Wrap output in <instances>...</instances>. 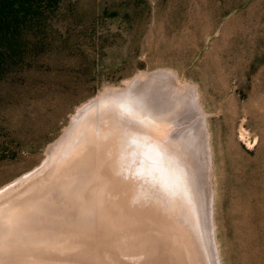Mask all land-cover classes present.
<instances>
[{
    "label": "rangeland",
    "instance_id": "1",
    "mask_svg": "<svg viewBox=\"0 0 264 264\" xmlns=\"http://www.w3.org/2000/svg\"><path fill=\"white\" fill-rule=\"evenodd\" d=\"M5 51L0 190L45 162L83 104L140 73L168 70L176 79L166 85L176 99L186 101L185 83L194 90L201 109L194 127L205 117L218 264H264V0H64L59 10L25 27ZM181 124L188 133L185 120ZM53 163L0 193L1 264H166L160 239L145 241L146 247L133 239L165 224L154 222L146 209L152 186L134 184L130 205L109 192L106 204L95 193L92 201L82 186L90 179L86 172L68 177L61 170L72 162Z\"/></svg>",
    "mask_w": 264,
    "mask_h": 264
},
{
    "label": "bare ground",
    "instance_id": "2",
    "mask_svg": "<svg viewBox=\"0 0 264 264\" xmlns=\"http://www.w3.org/2000/svg\"><path fill=\"white\" fill-rule=\"evenodd\" d=\"M170 77L175 81L176 78L174 74L168 70H159L148 74L140 73L126 81L123 87L107 88L103 90L96 97L76 110L65 132L49 147L45 162L35 169V171L26 174L2 188L0 193L14 188L23 180L39 172L44 166L46 167L57 161V159L63 160L65 164L72 162L70 164L71 167L68 169L62 168L61 170V172L65 170L67 176H72L76 170H80L79 173L81 171L87 173L90 179L87 183H85V179L84 185H82L84 188H82L86 190L88 197L91 196L92 201L93 194L95 193L94 195L100 199L102 198L99 201H104L103 203H105V197L109 192L110 196H113L112 198H120L117 202L130 205V202H133V199L136 198V196L134 197V186L137 185L136 183L138 182L143 183L142 181H145L147 187L148 185L153 187V189L150 190L151 192L149 191L150 188H147L148 193H146V195H148L150 204L146 209L152 214L154 222L163 220L167 226L165 224L162 226V223L159 224V226H157V224V229L154 230L152 228L154 234H152L149 229L144 228L146 232L149 233L142 236L141 240H139L140 237L137 238V236H133L135 242L140 241L141 247H146L145 241H148L147 245H149L151 238L156 239L157 237V239H160L159 241L154 240L158 242L157 246L160 244L158 247L161 249V254L165 256L163 260L167 261L166 264H218L211 226V197L208 191L209 185H207L211 180L210 170L212 164H210V162L213 161V155L211 145L207 144L208 136H206L205 117L203 115V118L199 119L197 125L194 127L192 122V119L196 118L194 114L197 112L201 113V109L194 96V90L192 86L185 83L184 88L190 91L189 95L185 98L186 101L184 99H176L178 96L171 94L172 87L167 88L166 85L167 82L170 83V81L167 80ZM171 95L175 99L171 97ZM176 100H179V102ZM103 119H105V121ZM196 119H198V117ZM184 120L185 125H187L190 130L188 133L180 128ZM118 130L124 133L119 134ZM104 137L105 139L107 138L106 141H104L105 139L103 140ZM147 149H150L149 153H147ZM57 164L60 165V163ZM59 172L60 171H58V173ZM74 177L76 178V176ZM84 177H86V175ZM150 177L152 180H150ZM148 179L151 183L148 182ZM69 181L71 182L72 180L70 179ZM82 181L83 180H80L79 183ZM75 184L76 182L73 183V185ZM48 185H43V189H48V187H50ZM69 187L68 190L71 189ZM41 188L42 187H40V189ZM65 188L67 190L66 186ZM76 188H73V190L75 191ZM60 192H62V190ZM49 197L50 196H48V198ZM81 197L80 199L82 200ZM103 197L105 198L104 200ZM36 200H38V198ZM76 202L77 201H75V204ZM103 203L101 206H103ZM113 207L116 208L117 205H113ZM133 214L132 216H135ZM143 217L145 218V216ZM117 218L118 217L115 219L118 220ZM135 221L137 222L136 219L134 222ZM2 229H4V226L0 223V230ZM142 231L144 230L142 229ZM24 233H22V235ZM164 234L166 236L168 235V239L169 237L172 239V244L166 240V237V239H164ZM5 237L8 239L7 236H4V239ZM23 237H25V235H23ZM20 239L22 241L23 238ZM27 241L28 240L24 242L27 243ZM155 241L152 240V242ZM125 245L128 247V244ZM6 247L7 246L4 248ZM23 248L26 247L23 246ZM6 249H8V247ZM13 250H15V248ZM53 252L54 251H52V253ZM35 253L37 254V252ZM8 254L11 255V253ZM19 254L21 256L23 253L19 252ZM34 254L32 256H34ZM142 254L143 253H141V255ZM54 255L53 257H55ZM20 256L18 258H20ZM46 256L47 255H44V257ZM147 257L146 260H148ZM142 258H144V256ZM17 260L18 259H16V261ZM56 262L58 261L56 260ZM145 262L144 260V263ZM12 263L15 264V260H13ZM71 263L72 260L70 264Z\"/></svg>",
    "mask_w": 264,
    "mask_h": 264
},
{
    "label": "trees",
    "instance_id": "3",
    "mask_svg": "<svg viewBox=\"0 0 264 264\" xmlns=\"http://www.w3.org/2000/svg\"><path fill=\"white\" fill-rule=\"evenodd\" d=\"M64 0H0V66L25 27L60 9Z\"/></svg>",
    "mask_w": 264,
    "mask_h": 264
}]
</instances>
